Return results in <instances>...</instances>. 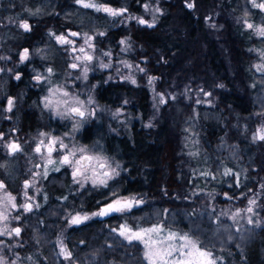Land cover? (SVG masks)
<instances>
[{
  "label": "trees",
  "instance_id": "trees-1",
  "mask_svg": "<svg viewBox=\"0 0 264 264\" xmlns=\"http://www.w3.org/2000/svg\"><path fill=\"white\" fill-rule=\"evenodd\" d=\"M94 2L126 11L113 17L103 11L86 9L76 0H0V66L15 64L16 73H22L21 81L27 80L37 86L34 77L38 70L26 71L20 67L19 51L22 47L28 46L32 57L42 59L43 64L64 65L71 53L56 41L55 36L67 33L68 29L88 33L97 31L104 33L97 36L100 48H112L118 57L130 59L152 73L163 76L166 70L169 74L173 71V78L188 83L186 90L190 95L186 100L181 93L184 87L176 88L173 106L163 109L167 115L173 111V124L166 119L150 151L137 149L138 141L134 137L135 147L129 158L124 149H118L116 154L120 161L129 159L136 166L144 163L147 174L159 171V181L140 183L136 178L135 182L126 183L122 173L120 182H114L112 188L86 187L74 192L75 189L68 190L66 184L61 185V181H65L62 177H69L64 167L59 171L52 170L54 172L44 180L39 207L34 210V216L38 218L33 222L28 219L21 222V242L31 241L36 233L42 234V242H46L42 252L46 255L47 250L55 247L58 231L68 226L65 242L77 264H147L143 259L142 244L136 241L130 244L112 230L123 224L135 228L137 225L145 227L163 223L198 237L202 247L219 257L217 264H264V188L260 209L252 217V224L247 220L237 223L222 215L227 208L245 207L248 197L255 194L264 179V146L261 147L259 141L255 145L251 140L258 122L253 117L254 96L263 88L252 63L260 60L258 51L264 48V39L254 35L245 23L248 18L264 22V13L253 7L250 0H165L161 3L165 13L149 27L136 20L124 19L130 14L142 15L144 0ZM40 3L43 9L31 16L30 32H24L18 21L12 23L4 12L5 9L10 12L15 6L20 15L22 8H34ZM189 3L194 7L189 8ZM121 41H125L124 50L120 49ZM11 47L16 53L6 55L4 51ZM60 71L63 69L52 70L55 74L51 77L53 82L59 79L56 75ZM97 92L103 102L124 106L131 113L140 112L142 108L149 111L146 86L115 80L100 86ZM21 95V92L17 93L18 97ZM198 95L208 98L213 105L197 103ZM36 96L34 94L31 100L34 105ZM126 96L129 100H123ZM40 121H48L46 112L43 111ZM18 122L26 124L23 118ZM188 127L197 133L199 146L210 157L209 165L215 172L224 165L236 166L227 154L233 149L254 153L252 163H246L248 170L241 177L240 184L235 182L234 176H220V180L209 183L210 191L191 189L196 185L191 180L196 182V179L190 170L184 169L189 156L182 150L180 142ZM172 131L173 158L170 151ZM17 136L23 142V151L17 152L11 162H3L2 177L7 180L5 188L20 193L22 181L30 173L26 169L27 160L36 140L34 135L25 133ZM111 141L112 138H107L106 144L114 147ZM172 160L173 181L169 171ZM13 176L16 177L14 184L9 181ZM134 176H138L137 167ZM114 192L139 198L144 195L143 203L128 213L114 214L103 220L96 218L79 227L69 225L63 218L67 210L98 209L111 200ZM48 225L52 229H46ZM50 256L52 258L51 253ZM49 264H62V259L55 257Z\"/></svg>",
  "mask_w": 264,
  "mask_h": 264
},
{
  "label": "rangeland",
  "instance_id": "rangeland-1",
  "mask_svg": "<svg viewBox=\"0 0 264 264\" xmlns=\"http://www.w3.org/2000/svg\"><path fill=\"white\" fill-rule=\"evenodd\" d=\"M165 0H144L142 3V15H133L130 14L126 16L124 19L125 21H131L136 20L138 22V18L144 19L147 23L142 24L145 26H148V24H156V22L159 20L160 16L165 13L164 8L162 7L161 3ZM257 3L264 2V0H256ZM28 3V2H23ZM251 3V0H250ZM147 4L149 7L146 10L144 5ZM37 7L26 9L22 8L23 11H20V14L24 13L26 17V21L29 25H31L30 21L28 20L29 17L35 16L37 13L42 11V3L36 4ZM48 5V3L46 4ZM252 5V3H251ZM107 6V5H104ZM253 6V5H252ZM254 7V6H253ZM112 8V7H111ZM114 9V8H113ZM155 9H159V11H155ZM264 13V11H262ZM19 15V14H18ZM210 16V15H209ZM248 23H251L254 25L255 28L264 27V22L262 21H256L253 19L248 18ZM23 22V21H22ZM21 23V22H20ZM19 23V24H20ZM247 26V25H246ZM254 29H251L254 35L260 37V39H264V37H261ZM70 32H76L80 35L76 38H73L69 36V33H64V35L75 42L74 47L77 49V53L79 57H83L84 53H81L78 51L80 47H84L87 54L93 56V60L91 61H83V60H76L75 55L68 56L67 60V68L65 73L61 74L59 76V79L55 82L50 80L48 69L45 68L41 69V71L38 70L37 75L41 76V80L39 81L38 90L42 89L40 86H43V94L40 93L36 94L40 97L41 100V108L46 114L48 115V121H46V124L49 123V132H45L42 130H33V135L35 136V143L32 147V153L29 154V160H27V166L26 169L29 173L27 178L23 179L22 181V188H21V196L24 198L25 202L29 201L33 203V210L37 209V205H39L35 200H33L34 195H40V197L44 194V180L48 176L49 173L54 172L52 171L54 167H56L55 164H47V152L45 151V147L42 146V153L36 154L35 148L38 146L40 140H44L45 144L48 143L49 139L51 137H57L60 139H63L65 144H68L69 147L72 145L77 146H86L89 149H92L94 151H97L98 154L103 155L109 159V161L113 164L115 167L116 164L119 165V168L116 169V171L119 173L118 175H115L112 179L108 180L107 188H112V184L114 182H120V177L122 173H124L125 169L123 166V162L118 160L117 155L119 150L123 149L122 143H120L122 140L121 138H124V136L128 133V127L126 124V120L133 119L132 116L128 115L127 113H130V111H126L124 106H117L109 103H105L100 99V96L98 95L97 90L100 86L105 85L109 81H126L132 83L133 80H135V83L133 84H139V86H146L148 89V109L150 114L147 112V121L146 126L149 127V125H154V121L158 120L159 118H162L161 124L164 125V122L166 119L168 120L170 115H167L166 111L164 112V107L170 108L171 105L173 106V101L177 97V91L176 88L178 87H184V90L181 91L182 95L185 96V99L189 98V91L186 90L188 83L184 82L183 80H180L178 78H173V71L169 74V72L166 70L163 73V76L159 74V76L151 75L152 72L146 71L145 68L139 64H134L130 59L118 57L117 54H115L112 50V48H100L97 44V36L100 35V33L96 32H81L76 30L69 29ZM61 34H57L56 36H60ZM85 35L93 37L91 43L94 45L93 48H89L87 44L84 43V37ZM57 41V40H56ZM58 42V41H57ZM59 43V42H58ZM61 44V43H60ZM67 51L70 52V46H66ZM120 48L121 50L125 49V44H122ZM264 51V48H261V51L259 52L260 60L254 61L253 67L255 70V73L257 72L259 77L258 81L262 85V90L257 93L254 96V104L255 109L253 112V117L258 121L255 124V129L253 130V133L251 135V140L253 143L259 141L261 143V147L264 146V141H261L259 139H254L253 137L256 135L257 131L261 128H264V72L257 70V65L264 64V59L261 58V52ZM22 53V52H21ZM104 53H109L110 55H104ZM31 55H29L30 58ZM42 57V56H40ZM37 63H43L42 59L36 60ZM76 63L78 65V72L74 73L70 70V65ZM107 64L109 67H103L102 65ZM127 65H131V68L126 67ZM87 68V74L85 76L84 68ZM140 69H143V71H140ZM70 70V71H69ZM173 70V68H171ZM146 72H148L146 74ZM167 72V73H166ZM34 80L36 81L35 77ZM149 80H151V83H149ZM55 87H60L62 90L68 91L71 95L78 97L80 100L85 101V116L83 119L80 117H61L56 114V112L52 109L45 107V100L44 98L46 96H49V90ZM36 89V88H35ZM206 96V95H205ZM91 98L93 103L88 104V99ZM161 98L165 101L164 103H161ZM129 100V97L126 96L123 98V100ZM199 101V102H198ZM196 102L199 104L206 105H213L212 101L209 100L206 97H202L198 95V98H196ZM203 105V106H204ZM61 111L64 110V106H61ZM134 113V112H133ZM172 120V119H171ZM50 121L54 123H59L64 128H60L57 132H55L54 128L50 127ZM77 121L79 123L77 124ZM153 121V122H151ZM44 122V121H43ZM170 123V120L166 121ZM89 124H96L98 130L92 131V133L96 134H90L84 135L81 130L88 126ZM171 124V123H170ZM173 124V121H172ZM88 126L91 129L95 126ZM172 126V125H171ZM75 129V130H74ZM41 133H44L46 135L42 136ZM107 138H112L113 142L112 144L114 147H109L106 144ZM14 142V141H13ZM18 142L20 143L21 149H23V142L18 139ZM181 145L182 150H184V153L187 154L188 160L186 162L187 166L184 167L185 170H190L192 173L191 176L196 179V182H193L191 180V183H196L195 186H192V190L196 192L200 191H210L209 189V183L212 181H218L220 180V176L231 178L234 176V180L236 183L240 184L241 177L246 174V171L248 170V163H252L254 153L251 150H238L233 149L231 152H228L227 154L233 159L232 163L235 164V167L224 165L220 171H213L209 165L210 163V157L208 154L204 153V150L199 146V137L197 133L193 132L189 127L185 129L184 133L181 136ZM12 143V142H9ZM8 143V144H9ZM256 145V143H255ZM58 148V145L56 146ZM249 148H251L249 146ZM23 151V150H22ZM170 151L172 153L173 158V139L171 135V144H170ZM195 153L196 155H193ZM62 153L60 151H53L52 152V158L55 160L57 159ZM244 161L243 164L241 162ZM41 163V166H37V163ZM65 172L69 173V177H62L65 181H61L64 186V184L67 185L68 190H73L74 192H80L82 189L86 187H91L93 189H102L106 188L105 186L97 185L93 186L91 181H88L87 183H84L83 185L77 184L74 182L72 177V169L68 166H63ZM45 169H47V175H44ZM230 169L231 172L228 175H224L225 170ZM207 173L208 175H205ZM214 177V178H213ZM198 178L200 180H198ZM29 183L30 186L25 188V184ZM230 183V180L228 181ZM264 188V179L261 181V184L259 186V189L254 192L255 194H252L250 197H248V203L245 207H238V208H227L224 213L227 214V216L231 217L237 210H244L247 209L249 205L250 200H255L256 204L251 205L253 207V213H246L244 211H241V216L237 217L236 222L240 223L242 220H247L248 216L254 217L258 214V209H260V199L262 197V189ZM72 191V192H73ZM1 194H4L5 196V189H1ZM25 193H27V197H31V200H27L25 198ZM30 195V196H29ZM110 197L111 200L108 202L110 203L112 200L116 199L117 197L121 198H131L135 197L137 200H140L139 197L131 194L126 195L122 194L120 192H114ZM64 197L63 199H65ZM28 203V202H27ZM103 204L104 205H107ZM101 206V207H102ZM99 207L98 209L94 210L95 212L99 211L101 209ZM135 207V206H134ZM133 207V208H134ZM131 209V211L133 210ZM15 210L11 207L8 209V220L3 222L6 223L8 228H15L17 227L16 222H14L13 212ZM94 211H88L85 209H78V210H67L63 218H65L69 223V214L76 215L77 213L83 215L85 213L91 214ZM130 212V211H128ZM124 212V213H128ZM115 214H121V213H115ZM95 217L89 219V221L93 220ZM98 218V217H97ZM17 220V219H15ZM88 221V222H89ZM155 224V223H154ZM152 225V224H151ZM145 226L146 227H150ZM74 226V225H73ZM66 227H63L58 233L56 234L55 238V247L51 249L50 251L47 250L46 255L43 251V245L46 244V242H42L43 235L42 234H35L34 237H36V240L34 241V237L31 241L28 242H21L22 236L18 237L14 233L12 235H5L0 236V257H2L6 264H43L47 263L49 264L50 259H54L55 257H58L62 259V264H77L73 258L71 260H67L64 257H61L60 250H59V241L63 240L65 242L66 237H64L65 232L67 231ZM76 227V226H75ZM46 229H52L50 228V225ZM66 230V231H65ZM48 232V231H47ZM66 243V242H65ZM37 246V247H36ZM68 246V245H67ZM69 248V247H68ZM25 251V252H23ZM70 251V248H69ZM71 252V251H70ZM50 253L52 254V258L50 256ZM72 254V253H71ZM215 256V255H214ZM216 257V256H215ZM217 258V262L219 257Z\"/></svg>",
  "mask_w": 264,
  "mask_h": 264
},
{
  "label": "snow or ice",
  "instance_id": "snow-or-ice-1",
  "mask_svg": "<svg viewBox=\"0 0 264 264\" xmlns=\"http://www.w3.org/2000/svg\"><path fill=\"white\" fill-rule=\"evenodd\" d=\"M78 4H80L84 8H92L96 11H103L113 17L123 15L126 9H113L102 4H97L94 0H76ZM251 3L254 7L260 8L264 11V2L257 3L256 0H251ZM189 8L194 7L193 3H189L187 5ZM145 9H148V5H144ZM155 11H159V9H155ZM138 23L146 24L147 22L138 18ZM247 27L249 29H254V25L245 21ZM149 27H152V24H148ZM19 27L23 28L25 31H30L31 27L26 22L23 21L19 24ZM261 37H264V27H259L254 29ZM55 36V34H53ZM72 37H78L80 34L76 32L69 33ZM100 35H104V33H100ZM55 39L61 43L66 44L72 47V51H77L74 47L75 42L73 40L68 39L67 37L60 35L55 36ZM93 37L85 35L84 43L88 45L89 48H93L94 45L91 43ZM122 44L125 41H121ZM79 52L84 53L83 57H75L76 60L83 61H91L93 60V56L86 53L84 47H80L78 49ZM104 55H110L109 53H104ZM29 58V52L27 49L21 54V61H25ZM261 58L264 59V51L261 52ZM103 67H109V65L104 64ZM73 69H76L78 65L76 63L71 64ZM126 67L131 68V65H127ZM257 70L264 72V64L257 65ZM87 68H84L85 76L87 74ZM143 71V69H140ZM48 72L51 73L52 69L49 68ZM19 79V76L16 77ZM37 81L41 80V76L37 75L35 77ZM135 83V80L132 81ZM151 83V80H149ZM206 95H210V93H206ZM45 107L52 109L56 112L57 115L61 117H80L84 118L86 109L84 107L85 101L80 100L78 97L71 95L68 91L62 90L60 87H55L49 90V96L44 98ZM165 101L161 98V103ZM199 102V101H198ZM88 104L93 103L91 98L87 101ZM13 101L11 99L8 100V110L11 111ZM61 106H64V110L61 111ZM79 121H77V124ZM75 130V129H74ZM42 136L46 135L41 133ZM2 135H0V139H2ZM254 139H259L264 141V128H261L257 131L256 135L253 137ZM58 145V148L56 147ZM41 146H44L47 149V164H55L54 171H59L61 167L68 166L72 169V177L75 183L83 185L88 181H91L92 185L95 187L97 185L107 187L108 180L112 179L115 175L119 173L116 171L119 168V165L116 164L115 167L109 161V159L103 155L98 154L97 151L89 149L86 146H77L72 145L69 147L68 144H65L63 139L57 137H51L47 144L42 139L39 141V145L35 148L36 153H41ZM9 151L13 154L16 152L22 151L21 147L17 143H9L7 145ZM60 151L62 154L57 158H52L53 151ZM193 155H196L193 153ZM231 170L227 169L224 172V175L230 174ZM44 175H47V169H45ZM205 175H208L205 173ZM214 178V177H213ZM30 184L26 182L25 188L29 187ZM5 185L2 181H0V189H4ZM27 200H31V197H27V193H25ZM231 199V197H228ZM16 197L12 196L11 193H6L5 196L0 197V236L12 235L13 233L16 236L20 235L21 229L19 227L9 229L6 223H3L8 220V209L17 208V204L15 203ZM143 203V200H137L135 197L131 198H121L117 197L112 200L107 205L101 207V209L97 212H93L91 214H79L71 215L69 214V223L70 225H79L93 217H103L113 213H124L131 211L134 206H139ZM256 201L250 200L249 207L244 210H237L230 218L235 222L237 217L241 216V211L246 213H253V207L251 205H255ZM23 208L25 211H32V204L25 202L24 204L19 206ZM36 207H39L37 205ZM213 211H215L213 209ZM222 215H227L226 213H222ZM15 219H18L16 217ZM247 222L249 224L253 223L252 217H247ZM217 223H219V218L217 217ZM112 231L118 232V234L123 237L128 243H132L133 241L139 242L143 245V259L147 261V264H217V258L214 256V253L209 250L207 247H202V241L191 234L190 232H181L175 230L171 226H165L163 223H155L150 227H140L137 225L135 228L123 224L119 227V229H113ZM237 231L239 229L237 228ZM60 244V255L67 260H71L72 254L71 252L64 246L63 241H59ZM0 264H6V261L0 257Z\"/></svg>",
  "mask_w": 264,
  "mask_h": 264
},
{
  "label": "flooded vegetation",
  "instance_id": "flooded-vegetation-1",
  "mask_svg": "<svg viewBox=\"0 0 264 264\" xmlns=\"http://www.w3.org/2000/svg\"><path fill=\"white\" fill-rule=\"evenodd\" d=\"M25 10H26V8H25ZM21 11H23V10H21ZM4 12L7 15H9L10 20H12L11 21L12 23H16V21H18V23H20V22L26 20V17L24 15L25 12L18 15V12H17L15 6L12 7V10L10 12H8V10H6V9ZM0 18H1V9H0ZM30 18L31 17H29L28 20L30 21V23H32ZM30 27H31V25H30ZM22 30L24 32H30L31 31V30L25 31L23 28H22ZM67 32L71 33L72 31L70 32V30L68 29ZM62 35L65 36L64 34H62ZM73 38H76V37H73ZM62 45L69 46L66 44H62ZM13 48L11 47V49H6L4 51L6 53V55H10V54H12V52L16 53V49H13ZM25 49H27L29 52V55H31L30 48L28 46H24L19 51L20 57H21V54L24 52ZM70 53L72 56L78 55L77 51H72V47H70ZM35 61H36V59L34 57H32V55H31L30 58H28L25 61H22V64L20 67L26 71H30V70H34V69L39 70V71H41V69H43V71H46V70H44L45 68H47V69L51 68L52 70H54V69L62 70L63 69V71L59 72V75H56L58 77L61 74L65 73L66 68H67V66H66L67 63H65L64 65H55V64L34 63ZM7 66L6 67L0 66V135H2V137H3L2 139H0V181H2L4 183V185H5L7 180L5 179L6 177L5 178L2 177L4 174L2 172V164H3V162H6V161L11 162L13 160V157L17 153L16 152L15 154H13L9 151V149L7 147L8 143L12 142V143H17L20 145V143L18 142V139H17L18 138L17 135L24 134V133L27 135L28 134L33 135V132H32L33 130H37V131L42 130L45 132H49V129H50L48 127L49 123L46 124V122L44 123L43 121H40V119H42V116H43V110L41 108L42 103H41L40 97L36 96V102L37 103L35 105L31 102V100H33L34 94H39V95H40V93L43 94V86H40L42 89L38 90L39 81L36 80L37 86H32V84H30L27 80L21 81L22 73H16V71H17L16 65L15 64H9L8 68H7ZM77 69H78V67L76 69H73L70 65L71 72L77 73L78 72ZM53 75H55L54 72L49 73L50 80H51V77ZM151 75H154L157 77L159 76V74H157V73H153ZM17 76H19V79L16 78ZM58 77H56V78H58ZM18 92H21V94H22L21 96H19L20 100H19V97L17 96ZM9 99H11L13 101L11 111L8 110V100ZM148 100H149V96L147 97V101ZM127 114L132 116L133 119L132 120L131 119L126 120V124H127V127L129 129H128V133L121 140V143H122L123 149L125 150V152L127 154V157L129 158L131 149H134V147H135L133 144V140H132L134 137H136V139L138 141L137 142V149H139L141 151H145V150L150 151L152 149V147H153L152 144H154L156 142V140H158V134H161V128H162L161 120H162V118H159L158 120H156L154 122L151 121L154 123V125H149V127H148V126H146V122H148L147 121V118H148L147 112L145 111L144 108H142L140 110V112L136 111L134 113H131V114L127 113ZM169 115L170 116H169L168 120H170V123H172L173 111H171V113H169ZM22 118L26 120V124L25 123L21 124L18 122ZM50 122H51L50 127L54 128L55 132H57L60 128H64L59 123H54L52 121H50ZM90 125H92V124H89L88 126H90ZM88 126L84 127L81 130V132L84 135H88V133L91 134L92 131L96 132L98 130L96 124L92 125V126H95L92 129ZM64 130H65V128H64ZM92 134L94 135L96 133L93 132ZM172 139H173V131H172ZM45 151L47 152L46 148H45ZM41 153H42V146H41ZM41 153H36V154H41ZM122 162H123V166L125 169L122 178L124 179V181L126 183L135 182L136 178H137L138 182H140V183H145L146 181H151V182L152 181H154V182L159 181L158 175L160 174V172L156 171L153 173V175L147 174L145 172L146 171V165L144 163H138V165L136 166L135 163H133L129 159H126L125 161H122ZM171 164L172 165H170L169 171H170V177L172 178V181H173V160H172ZM36 165L39 167V166H41V163L39 162ZM136 167H137V174H138L137 177L134 176V171H135ZM15 178L16 177L13 176V177H11V179L9 181L14 184L16 182ZM4 189L6 190L5 195H6V193H11L12 196L16 197L15 203L17 204L18 207L13 208L15 210L13 212V214H14L13 216L18 217L17 220L14 219V222H16V224L18 223L17 227H19L21 229L20 235L18 236V237H21L22 231H23V227L21 225V222L24 221L25 219H28V221L33 222L38 218V216H34L35 214H34L33 208H32V211H25L23 208L19 207L21 205V203H23V201H24V198L21 196V193H18L17 191L16 192L11 191L7 188H4ZM0 191H1V189H0ZM33 195H34V198L32 201L35 200L38 203V201L40 199H42V197H40V195H36V193ZM126 195H131V194H126ZM3 196H4V194H1V192H0V197H3ZM143 197H144V195L139 199L143 200ZM25 198H26V196H25ZM27 202L32 204V206H33L32 202H29V201H27ZM96 218L97 217H95L94 219H96ZM88 221L89 220H87L84 224L88 223ZM80 226H82V225H80ZM63 243L66 244L64 241H63ZM66 246H67V244H66Z\"/></svg>",
  "mask_w": 264,
  "mask_h": 264
},
{
  "label": "water",
  "instance_id": "water-1",
  "mask_svg": "<svg viewBox=\"0 0 264 264\" xmlns=\"http://www.w3.org/2000/svg\"><path fill=\"white\" fill-rule=\"evenodd\" d=\"M107 7H110L109 5H107ZM111 8V7H110ZM105 206V205H104ZM103 207V206H102ZM115 213H113V214H110V215H107V216H103V217H98V219H100V220H103V219H105V218H108V217H110L111 215H114ZM86 222V221H85ZM85 222H83V223H81V224H79V225H74V226H76V227H78V226H80V225H83ZM64 244V243H63ZM64 246L69 250V248L66 246V244H64ZM59 250H60V244H59ZM61 257H63V255H61Z\"/></svg>",
  "mask_w": 264,
  "mask_h": 264
}]
</instances>
